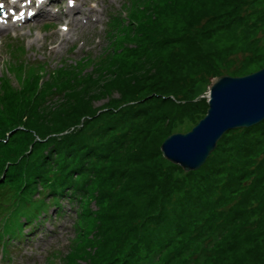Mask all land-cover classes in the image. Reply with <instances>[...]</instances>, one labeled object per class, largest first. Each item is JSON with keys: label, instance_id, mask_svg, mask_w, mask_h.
<instances>
[{"label": "rangeland", "instance_id": "obj_1", "mask_svg": "<svg viewBox=\"0 0 264 264\" xmlns=\"http://www.w3.org/2000/svg\"><path fill=\"white\" fill-rule=\"evenodd\" d=\"M77 1L78 5L75 9L66 10V15L62 11L70 22V33L73 35L70 41L73 42V40L76 41L77 39L79 41L77 49L70 55L73 59V63L71 64L73 66L81 57L86 56L84 54L87 51H85L86 47H90L88 50L96 53L95 55L100 50H103L108 38V34L106 35L104 31V24L106 25L108 14L119 10L125 0H94L98 3L97 7L89 6L90 0ZM154 2L159 6L157 8L160 12L158 14L160 15L158 17L159 21L166 28H178L175 26L179 24V21H176L169 8L165 7L167 2L164 0H155ZM224 4L225 2L222 0H203V3L195 5V11L203 9V11H210L211 17L221 16L216 20L202 19L199 25L195 26L193 32H196L197 40L204 45L197 49L194 56L185 66L182 61L183 55L178 61H174L172 65L167 66L165 65V62L168 60L167 54H161L156 59L154 58L153 63L135 72L127 79V82H120L118 84L113 82L109 86L107 93L102 94L99 92L86 99L85 104L87 107L85 110L88 111V115L93 114V112L94 114L85 121L84 118L80 120L82 124L84 121L81 129L86 128L84 133L87 135V139L98 141L99 144L106 143L107 141L112 142L110 135L114 132H110L107 129V123L110 122L109 112L115 116L118 111H125L124 106L117 107V104L134 98L136 102L151 107V110L148 111L149 115L146 117L143 115L120 117L122 120L121 125L125 130H129L131 125H134L135 128H137L135 125H139V127H142V130L144 129L143 136L139 138L140 140H138L136 145L120 149V151L122 150L120 155L115 158L112 164L116 173H119L120 180L122 174L125 172L128 174L130 182L137 185V182H133L137 178L136 171L143 170L146 166H153L158 168L159 177L162 181L158 182L157 185H160L159 187L155 186L148 194L147 192H141L138 188L136 193H134L135 190L127 188V193L131 192V195L134 194L133 200L137 207H134L132 198H130L127 205L121 206V203H117L112 209L113 216L109 223L110 227L114 219L118 217L114 224L118 225L119 231L128 227L135 229L151 211L150 198L146 199L145 195L151 196L154 194V191L158 190L157 195H161L163 200L160 207L163 205V213L165 217L169 218L162 220L157 225L151 222L148 224V227L145 226L144 229L146 231L157 227L160 232H163L159 234L160 237H153L152 240L159 242L162 238L167 239L168 236H166L165 230L169 227V220H174V229H170L169 232L171 233L170 235H173L172 238L178 241L180 238L175 233L177 221L180 220L181 215L190 213L193 215L187 222L192 221L193 225L188 224L187 227L190 228L191 226V233L187 232L185 234L184 241L191 246L194 243H201V240H192L190 237L203 232L206 236L204 243H208L207 237L209 238L211 235L209 229L215 224L213 221H219L221 213L228 208L227 199L239 193L244 182L258 175L264 177V132L261 133L258 130L255 132L254 129H236L227 132L224 136L226 138L220 142L219 147L212 153L211 159L208 160L205 166L194 172H184L180 167L165 160L160 152L162 142L170 134L190 131L205 116L203 108H199L197 112H194L192 109L187 112H183L182 110H178L177 112L174 108L173 111H176L175 115H171V112L170 117L167 118L169 115H167L166 110L160 103L162 98L173 97L165 94L163 90L164 84H170L175 81V84H171L167 88L173 89L177 86L180 92L178 98H181L182 95L194 98L205 95L211 80L217 77L218 74L244 76L264 67V0H229L227 6L224 7ZM64 5L63 2L61 6L64 7ZM128 11L131 16L133 8L130 6ZM57 16L52 18L56 19ZM127 20L129 19H124L123 22L126 23ZM55 21V30L58 32L57 26L63 23L64 19H56ZM16 33V39L23 43L29 55H33L31 53L32 48L37 49L42 43V39L37 36L35 31L29 34V38L25 30ZM0 37L4 38V34L0 35ZM61 39L65 40L63 37ZM0 49L1 52L4 50L2 47ZM199 52L205 58L202 62L197 61V57L195 56ZM51 54L56 59L60 57L59 51ZM140 54L142 53L131 54L125 61V64L131 65L137 62L141 58V56L138 58ZM185 60H187V57ZM83 61L85 60L78 61L77 68L80 74L88 73L83 79L86 82H89L91 78H96L98 73L104 71L103 67L94 68L95 65L93 64L96 62V59L88 57V62L82 63L83 65L80 64ZM179 62L181 64L176 66ZM110 64V62L109 64L107 63V66ZM173 65L174 68H170ZM73 66L64 68L67 71L63 73V78H54L57 77L54 75L53 80L48 79L46 80V84H40L38 90L31 88L27 96V102L24 103L29 102L30 106L33 104L40 110L48 107L51 103H58L63 97L66 98L67 96H64V92L67 85L74 80L80 82L78 78L75 79L77 71L72 69L75 68ZM48 67L50 69L54 66L48 65ZM210 67H212L211 70L207 72ZM2 68V61L0 60V77L8 76L11 80L8 90L19 92L17 89L14 90L12 84L14 75L10 72L7 73V70ZM39 70H33L28 76L35 75ZM17 78H19L23 85L26 77L18 73ZM157 80H161V82L156 84ZM28 88L26 85L25 90ZM136 102H133V104ZM152 104L155 105V108ZM7 108V115L9 117L0 116V135H2L0 137V175L5 173L10 166L7 161L12 157L11 151L14 147H11V137H14V135L21 131L20 127L10 130L16 124L14 117L16 116V111L19 110L18 105L8 103ZM82 110L84 111L83 107ZM36 120L38 121L40 118ZM262 128L264 129V125ZM114 131L117 132V129ZM123 133L129 139L127 143H130L133 134L130 132ZM2 146H6L4 150H2ZM32 149L30 145L29 150L32 151ZM125 154L127 156L124 158ZM13 160H16L17 163L20 161L19 159H15V157ZM4 162L5 165L3 167ZM14 171L16 174H20L21 172V170L11 169V172ZM25 172L29 176L30 171L26 170ZM3 176L0 179V184L4 181ZM28 184H30V180ZM28 184L23 185L22 180L17 183L19 185L17 191H20V194L15 195L12 198V202L19 201L20 197L24 193H27L23 190L31 187ZM107 185L111 193L112 202L116 196H126L125 190L121 192L119 187L115 189L111 182H107ZM96 189L93 186L91 190L93 194L89 200V205L93 212L100 213L97 208L99 204L95 202L94 197ZM31 193H33L32 199H37L39 196L34 191ZM138 195L143 196L138 198ZM78 199L77 196L71 199L61 198L59 214H54V207L47 209L46 206L47 217L51 221L49 219L46 220V218L41 219L42 222L37 225V229L24 242V245L18 246L13 242L9 258L0 262V264H106L103 259L110 262V258L114 256H118L121 260L124 256H127V259L133 260L134 257L132 258V256L135 249H131V254H129V250L134 240L135 230L131 231L121 241V236L115 237L116 233L114 229L109 231L110 228L99 239L98 237L104 231L105 225L102 228L100 227L99 230L96 228L92 229L95 237L90 234L91 227L87 226L88 234H85L81 242L77 243L79 231L76 230L74 210L77 213L76 201ZM21 202L25 207H29L31 203L28 200ZM68 203H71L73 208H70ZM206 205L207 207L204 208ZM256 205L259 208V203L255 202L254 206ZM36 206L32 205V208ZM56 215H62L61 219H57ZM250 221H256V225L254 227H252L253 224L251 226H244L242 234L236 237L233 242L241 243L238 250L240 252L233 260V264H264V233H262L264 232V218L259 222L260 219L257 214L256 216H252ZM12 224V221L9 220L7 227L11 226L10 229H12L14 226ZM26 231L25 229L23 233ZM139 231L142 232V230ZM260 233L262 235L258 237ZM247 239L251 241L247 242ZM68 240L70 243L66 245ZM139 243H145V241L141 240ZM214 243H222V239ZM244 243L250 244L245 246ZM180 245L181 243H175L176 247ZM138 248L140 249L138 255L144 253L143 245ZM223 248H225V245ZM206 254L207 256H213L215 252L210 247ZM233 254L234 252H227L218 260L217 264H228L227 260ZM203 257L204 254L200 253L196 260L199 262ZM154 264H161V262L158 263L157 261ZM199 264H202V262Z\"/></svg>", "mask_w": 264, "mask_h": 264}, {"label": "trees", "instance_id": "obj_2", "mask_svg": "<svg viewBox=\"0 0 264 264\" xmlns=\"http://www.w3.org/2000/svg\"><path fill=\"white\" fill-rule=\"evenodd\" d=\"M134 1L135 3L132 4L133 11L129 20L126 23L121 20H115L117 31L110 36L112 44L105 57L96 65L97 68L103 67L104 71L98 73L96 78H91L89 82H86L83 80L86 74L77 73L75 79L78 78L80 82L74 80L67 85L64 92V96L67 97H63L58 103H51L48 107L40 110L33 104L30 106L29 102L24 103L27 102V96L30 89L34 87V83L27 85L29 88L27 90L24 89L21 96H17V98L9 96L5 99L3 103L6 107L8 103H12L18 105L19 108L14 117L16 124L10 130L16 127H20L21 129L14 137H11V147H14L11 151L12 157L7 161L10 166L6 171V176L18 178L21 175L25 179V184H28L30 180V184L28 185L31 187L24 189V191L29 192L23 194L22 198L24 199H30L29 195H31V192L38 191L41 187L40 192L42 195L48 194L50 198L55 199L53 185L58 186L61 194L69 190L70 198L78 196L81 208L79 221L82 224L79 230L78 243L81 242L85 234H88L87 226L91 227L90 234L95 237L92 229L96 228L99 230L100 227L102 228L105 225L104 231L98 238L101 239L108 228H110L109 231L114 229L116 233L115 237L121 236V241L131 231L135 230L134 240L129 250V254H131V249H135L132 256L134 259L130 260L127 259V256H124L121 260L118 256H114L110 258V262L103 259L106 264H154L157 261L158 263L161 262V264H199L200 262L202 264H217L218 260L227 252H234L232 257L227 260L228 264H233V260L240 252L238 250L241 244L233 242L236 237L242 234V228L246 225L251 226L253 224L252 227L256 225V221H250L252 216L258 214L259 222L264 218V177L261 175L244 182L241 186V191L235 195L236 197L231 196L227 199L228 208L221 213L219 221H213L215 224L209 229L211 235L209 238L207 237L208 243H204L206 236L203 232L190 237L192 240H201V243H194L191 246L184 241L185 234L187 232L191 233L190 228L193 225L192 221L187 222L193 215L190 213L181 215L180 220L177 221L175 233L180 238L178 241H175L172 238L173 235H170L171 233L169 232L170 229H174V220H169V227L165 230L166 236H168L167 239L162 238L159 242L152 240L153 237H160L159 234L163 232H160L157 227L146 231L144 229L145 226L148 227V224L151 222L157 225L162 220L169 218L165 217L163 213V205L160 207L163 200L161 195H157L158 190L154 191V194L151 196L145 195L146 199L150 198L151 211L135 229L128 227L119 231L118 225L114 224L118 217L114 219L112 226H109L113 216L112 209L116 204L121 203V206H123L129 203L130 198L133 200L134 194L131 195V192L127 193V188L135 190L134 193H136L138 188L141 192H147L148 194L155 186L159 187L160 185L157 184L162 181L159 177L158 168L153 166H146L143 170L136 171L137 178L133 182H137V185L130 182L129 176L125 172L122 174L120 180V175L116 173L112 164L115 158L120 155L122 151L120 149L136 145L138 140H140L139 138L143 136L144 129L142 130V127H139V125H135L137 128L131 125L129 130H125L121 125L122 120L120 117H137L138 115L146 117L149 115L148 111L151 110V107L136 102L134 98L130 100L126 99L128 101L117 104V107L124 106L125 111L115 112V116L109 112L110 122L107 123V129L110 132H114L110 135L112 142L107 141L106 143L99 144L98 141L87 139V135L84 133L86 128L81 129L84 121L94 114L93 112V114L88 115V111L85 110L87 107L85 104L86 99L99 92L102 94L107 93L109 86L113 82L116 84L127 82V79L135 72L153 63V60L161 54H167L168 60L165 62L167 66L172 65L174 61H178L183 55L182 61L185 66L194 56L197 49L204 45L197 40L196 32H193L195 26L199 25L202 19L216 20L221 16L211 17L210 11H203V9L195 11V5L203 3V0H164L167 2L165 7L169 8L176 21H179V24L175 26L178 28L169 29L159 21L158 17L160 15L158 14L160 12L157 9L159 6L154 2L155 0ZM222 1L225 2L224 7L228 5L229 0ZM134 53H142L138 56V58L141 56L140 60L131 65H126L125 61ZM195 56L197 57V61L202 62L205 60L204 55L200 52ZM186 57L187 60H185ZM109 62L111 64L107 66ZM179 64L181 62L177 63L176 66ZM170 68H174V65ZM66 71L64 68L57 70L52 73L50 79L63 78V73H66ZM54 75L57 77L53 78ZM167 75L169 76V74ZM218 76H221V74H218ZM158 82L160 83L161 80H157L156 84ZM175 83L173 81L170 84L163 85L165 94L173 97L162 98L160 103L166 110L167 115H169L167 118L170 117L171 112V115H175V112H178V110L187 112L192 109L194 112H197L199 108L204 109L205 115L207 109L205 99L194 102L193 100L198 96L188 98L182 95L181 98H178L180 92L177 86L173 89L167 88L169 85ZM66 92H68L67 95H65ZM45 100L47 99L45 98ZM133 102L136 103L133 104ZM152 106L154 107L155 105L152 104ZM174 108L176 111H173ZM38 118L40 120L37 121L36 119ZM82 118H84L83 124L80 123ZM263 123L264 121L246 130L254 129L255 132L258 130L263 133ZM115 129H117V132L114 131ZM123 132L133 134L130 143H127L129 139L125 137V133ZM226 134L218 142L216 149L219 147L220 142L226 138L224 137ZM30 145L33 148L32 151L29 150ZM5 147L2 146V150ZM126 156L127 154L124 155V158ZM211 156L212 154L205 164L211 159ZM14 157L20 161L17 163L16 160H13ZM4 165L5 162L3 163V167ZM13 168L21 170L20 174H16L15 171L11 172ZM26 170L30 171L29 176L25 172ZM51 181L54 184L51 185ZM107 182H111L115 189L119 187L121 192L125 190L126 196H116L112 202ZM93 186L97 188L94 197L95 202L99 204L97 208L100 213L93 212L90 209L89 200L93 194L91 191ZM8 191L9 188L7 187L0 188V200L3 199L1 196ZM141 196L143 195H138L137 197L141 198ZM255 202L259 203V208L257 205L254 206ZM134 207H137L135 202ZM206 207L207 205L204 208ZM189 223L191 225L190 228L187 227ZM139 230H142V232ZM220 239H222V243H214ZM141 240H144L145 243H139ZM250 241V239H247V242ZM176 242L181 243V245L176 247ZM244 244L246 246L250 243ZM142 245L144 253L138 255L140 250L138 247ZM224 245L225 248H223ZM210 247L215 252L213 256H207L206 254ZM200 253H203L204 257L198 262L196 258ZM133 261L135 262L132 263Z\"/></svg>", "mask_w": 264, "mask_h": 264}, {"label": "water", "instance_id": "obj_3", "mask_svg": "<svg viewBox=\"0 0 264 264\" xmlns=\"http://www.w3.org/2000/svg\"><path fill=\"white\" fill-rule=\"evenodd\" d=\"M205 116L186 133L169 135L161 144L162 157L184 172L199 170L224 134L264 121V67L244 76L213 78L205 95Z\"/></svg>", "mask_w": 264, "mask_h": 264}, {"label": "snow or ice", "instance_id": "obj_4", "mask_svg": "<svg viewBox=\"0 0 264 264\" xmlns=\"http://www.w3.org/2000/svg\"><path fill=\"white\" fill-rule=\"evenodd\" d=\"M0 8H3V5H0Z\"/></svg>", "mask_w": 264, "mask_h": 264}]
</instances>
